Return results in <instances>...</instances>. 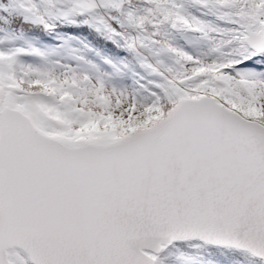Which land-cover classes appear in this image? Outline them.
I'll return each instance as SVG.
<instances>
[{
  "label": "snow or ice",
  "instance_id": "1",
  "mask_svg": "<svg viewBox=\"0 0 264 264\" xmlns=\"http://www.w3.org/2000/svg\"><path fill=\"white\" fill-rule=\"evenodd\" d=\"M0 8L48 33L88 25L144 70L126 80L127 57L8 33L22 43L0 47V264H197L212 249L264 264V0Z\"/></svg>",
  "mask_w": 264,
  "mask_h": 264
},
{
  "label": "trees",
  "instance_id": "2",
  "mask_svg": "<svg viewBox=\"0 0 264 264\" xmlns=\"http://www.w3.org/2000/svg\"><path fill=\"white\" fill-rule=\"evenodd\" d=\"M6 16L7 14L0 9V16ZM16 31L21 32L23 31L24 38L32 40L39 46L44 45H53L51 43H45V39L51 34L48 32L41 31L36 28H30L27 25H21L19 20H13L10 23L6 22L4 19L0 18V47H4L8 45V39H6L8 33ZM61 33H67L69 35L75 36L77 39L81 40L83 43L91 45L93 50H85V54L88 56L93 57L94 59H99L96 56V50H98L101 55H111L113 57H127L129 63V69L127 70L128 77H132L133 73H144V70L140 67L139 63L137 62L136 58L131 56L126 49L117 47L112 41L106 40L103 36L98 34L93 28H90L88 25H63L59 30ZM11 43H22L21 40L10 41ZM181 43L180 41H178ZM184 44V43H181ZM187 47V45H185ZM127 75L124 77L127 80ZM213 253L209 251L203 252V256L207 259L217 260L225 262L227 264H234L235 260L230 256H225L222 252L217 251L214 252L215 249H212ZM236 256V254H235Z\"/></svg>",
  "mask_w": 264,
  "mask_h": 264
},
{
  "label": "rangeland",
  "instance_id": "3",
  "mask_svg": "<svg viewBox=\"0 0 264 264\" xmlns=\"http://www.w3.org/2000/svg\"><path fill=\"white\" fill-rule=\"evenodd\" d=\"M0 9H1L2 12L4 11L2 8H0ZM2 16H4V15L2 14ZM62 40H67L68 43L71 44L73 47L82 48V49H84V51L88 49V48H85V47H84L85 43H83L81 40L77 39L75 36L69 35V34H67V33H61V32H59V33H51V34H50V35H49L44 41H45V43H47V44L51 43V44L55 45V44L61 43ZM179 41H180L181 43H185L184 40H183L182 38H179ZM10 43H11V42L8 41L7 44H10ZM16 44H17V43H16ZM6 46H7V45H6ZM25 59H32V57H25ZM126 78H127V79H130L131 77H128V75H127ZM209 252H210V253H213V250H210ZM214 252H216V250H214ZM222 253H223L225 256H227V257H228V256L232 257V258H233L232 260L237 259V257L235 256V254H233V253H231V252H222ZM203 255H204V254L202 253V254L198 257L197 264H227V263H225V262H222V263H221V261H217V260H215V261H210V260H208L207 258H205Z\"/></svg>",
  "mask_w": 264,
  "mask_h": 264
}]
</instances>
